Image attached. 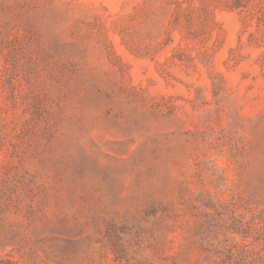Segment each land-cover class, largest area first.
I'll use <instances>...</instances> for the list:
<instances>
[{"label":"rangeland","instance_id":"1","mask_svg":"<svg viewBox=\"0 0 264 264\" xmlns=\"http://www.w3.org/2000/svg\"><path fill=\"white\" fill-rule=\"evenodd\" d=\"M0 264H264V0H0Z\"/></svg>","mask_w":264,"mask_h":264}]
</instances>
